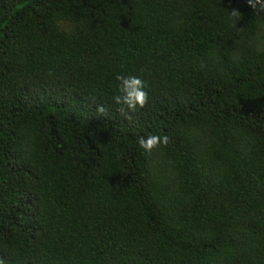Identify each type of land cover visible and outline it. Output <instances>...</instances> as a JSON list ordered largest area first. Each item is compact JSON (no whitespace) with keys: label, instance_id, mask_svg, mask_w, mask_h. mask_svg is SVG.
Here are the masks:
<instances>
[{"label":"trees","instance_id":"obj_1","mask_svg":"<svg viewBox=\"0 0 264 264\" xmlns=\"http://www.w3.org/2000/svg\"><path fill=\"white\" fill-rule=\"evenodd\" d=\"M0 264H264V10L0 0Z\"/></svg>","mask_w":264,"mask_h":264},{"label":"clouds","instance_id":"obj_2","mask_svg":"<svg viewBox=\"0 0 264 264\" xmlns=\"http://www.w3.org/2000/svg\"><path fill=\"white\" fill-rule=\"evenodd\" d=\"M248 4L256 10L257 7L264 10V0H248ZM233 14H240L237 10H233ZM119 94L114 97V103L119 105V111L128 120H131L132 114L143 109L149 102V93L146 90L144 80L136 75H117ZM97 113L106 115L108 109L105 105H97ZM169 141L168 136L161 137L158 134H149L138 138V147L146 153H151L160 146H166Z\"/></svg>","mask_w":264,"mask_h":264}]
</instances>
